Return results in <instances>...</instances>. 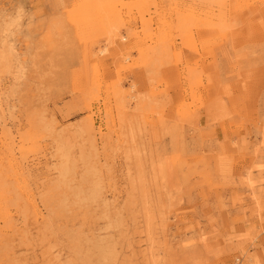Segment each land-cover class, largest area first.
<instances>
[{"label":"rangeland","instance_id":"obj_1","mask_svg":"<svg viewBox=\"0 0 264 264\" xmlns=\"http://www.w3.org/2000/svg\"><path fill=\"white\" fill-rule=\"evenodd\" d=\"M0 264H264V0H0Z\"/></svg>","mask_w":264,"mask_h":264}]
</instances>
